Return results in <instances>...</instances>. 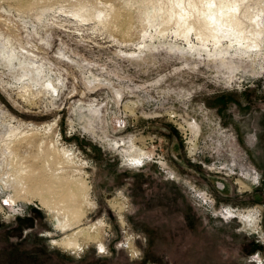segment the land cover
Segmentation results:
<instances>
[{"label":"rangeland","instance_id":"1","mask_svg":"<svg viewBox=\"0 0 264 264\" xmlns=\"http://www.w3.org/2000/svg\"><path fill=\"white\" fill-rule=\"evenodd\" d=\"M0 264H264V0H0Z\"/></svg>","mask_w":264,"mask_h":264},{"label":"bare ground","instance_id":"2","mask_svg":"<svg viewBox=\"0 0 264 264\" xmlns=\"http://www.w3.org/2000/svg\"><path fill=\"white\" fill-rule=\"evenodd\" d=\"M198 2V1H197ZM199 5V4H198ZM199 8V7H198ZM193 10V9H192ZM207 10V9H206ZM204 11L203 9H199V10H197V11H195V10H193L194 11V13H201V12H211L212 10H209V11ZM191 13H193L192 11H191ZM191 13L189 14V17L191 16ZM177 15L179 14V13H176ZM235 13H231L230 15H228V17H227V20H229V21H231V22H233V23H228V24H225L224 23V21H222V17L221 18H219L217 15H215V16H217L215 19H216V26L214 27V28H216V30L217 31H219V32H221L222 34L223 33H225L226 31H229L230 33H232V34H234V36H237V39H239L240 38V36H242V37H244V38H248L247 37V31L245 30V27L243 26V21L241 22L239 19H240V17H239V19H236L235 18V15H234ZM246 15V14H245ZM258 17V16H257ZM176 19H178V17L176 18ZM186 19V18H185ZM226 19V18H225ZM242 19V18H241ZM187 20H189V19H187ZM251 20V19H250ZM177 21V20H176ZM186 21V20H185ZM220 21H222V22H220ZM228 22V21H227ZM196 28H198L197 26H195ZM247 27V26H246ZM247 29V28H246ZM185 30V29H184ZM189 31V30H188ZM202 31L203 32H201L200 34H201V38H202V41H206L207 39H204V34L206 33V30H203L202 29ZM252 32H253V34L254 33H258V31H255L254 30V28L252 29ZM180 33H182V32H180ZM210 34V36H213L214 38H216V39H221L222 38V34ZM187 34V33H186ZM186 36V35H185ZM209 35H207V37H210ZM15 136L16 135V131L14 130V129H10V136ZM6 142H8V144H9V141L7 140ZM7 144V145H8ZM127 151V150H126ZM10 188V187H9ZM12 189V188H11ZM6 198H7V200H8V202L7 203H9L10 204V206L11 205H13V204H15V203H17L18 204V201L16 200V199H18L15 195H11L10 193H6ZM88 202H89V200H88ZM92 202V201H91ZM90 203V202H89ZM2 204H3V202H2ZM90 206V205H89ZM1 209H3V206L1 205ZM61 209H63L62 207H61ZM61 209H60V211H61ZM53 210H54V208H53ZM58 210V209H57ZM65 211V210H64ZM56 212V211H55ZM239 212L240 211H229L228 213L230 214V216L232 217H236L237 218V214H239ZM60 213V212H59ZM63 215V214H62ZM66 217H67V219L65 220V221H67V220H69V217H68V215H67V213H66V211H65V214H64ZM239 216H243V214H239ZM66 217H64V218H66ZM67 226V225H66ZM65 226V227H66ZM64 227V228H65ZM66 229V228H65ZM258 231V230H257ZM256 231V232H257ZM99 234V233H98ZM89 237V236H88ZM66 244H69V245H71V246H73V247H80V243H79V241L77 242L76 241V238H73V237H71L70 239H69V241L67 240L66 242H65ZM64 243V244H65ZM64 246V245H63ZM76 249V248H75ZM136 249V248H135Z\"/></svg>","mask_w":264,"mask_h":264},{"label":"flooded vegetation","instance_id":"3","mask_svg":"<svg viewBox=\"0 0 264 264\" xmlns=\"http://www.w3.org/2000/svg\"><path fill=\"white\" fill-rule=\"evenodd\" d=\"M248 213H249V211H246L245 209L243 210V211H241L240 210V212H239V214H243V216H245L246 214L248 215ZM239 214H237V218L240 220V221H243L242 220V218H241V216H239ZM258 221V220H257ZM261 230V226H260V228H257V225H256V227H254V230L253 231H257V230Z\"/></svg>","mask_w":264,"mask_h":264},{"label":"built area","instance_id":"4","mask_svg":"<svg viewBox=\"0 0 264 264\" xmlns=\"http://www.w3.org/2000/svg\"><path fill=\"white\" fill-rule=\"evenodd\" d=\"M8 202V200L7 201H4L3 202V204H1L3 207H4V205H10L9 203H7Z\"/></svg>","mask_w":264,"mask_h":264}]
</instances>
